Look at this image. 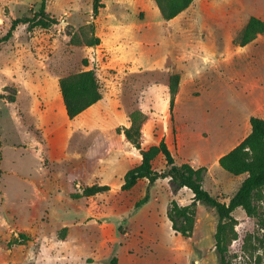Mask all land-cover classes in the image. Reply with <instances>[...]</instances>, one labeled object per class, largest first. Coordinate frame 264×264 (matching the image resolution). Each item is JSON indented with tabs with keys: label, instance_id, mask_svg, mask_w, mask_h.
I'll list each match as a JSON object with an SVG mask.
<instances>
[{
	"label": "rangeland",
	"instance_id": "1",
	"mask_svg": "<svg viewBox=\"0 0 264 264\" xmlns=\"http://www.w3.org/2000/svg\"><path fill=\"white\" fill-rule=\"evenodd\" d=\"M92 2L47 0L54 25L20 24L0 43V256L6 264H107L113 256L120 264H217L215 210L197 205L189 238L172 231L170 201L187 205L192 193L173 192L166 179L121 191L140 156L114 131L140 121L142 150L163 140L176 164L204 167V189L228 203L246 175H230L217 161L250 132L251 116L264 120V34L238 45L249 17H264V0H196L170 21L155 0H101L95 18ZM40 4L0 0V37ZM92 32L100 44L88 47ZM84 70L95 72L102 100L69 120L58 80ZM96 144L105 147L100 155ZM91 154L97 161L80 176ZM152 166L162 171L163 157ZM67 178H80L76 194L110 188L94 197L98 215L70 196ZM232 215L238 240L230 250L235 264H249L241 245L256 233L255 220L240 208ZM19 234L23 245H15Z\"/></svg>",
	"mask_w": 264,
	"mask_h": 264
},
{
	"label": "trees",
	"instance_id": "2",
	"mask_svg": "<svg viewBox=\"0 0 264 264\" xmlns=\"http://www.w3.org/2000/svg\"><path fill=\"white\" fill-rule=\"evenodd\" d=\"M46 1L41 0L40 7L32 15L13 20L6 33L0 37V43L7 42L20 24L26 25L29 31L35 28L47 29L54 25L56 20L46 12ZM195 1L155 0L165 21L174 19ZM101 8H103L101 0H93V18L98 15ZM262 34H264V22L251 16L238 35V45L243 47ZM99 44L100 39L94 36L92 32L85 45L94 47ZM177 85L178 76L175 75L171 78L169 85L170 108L173 106ZM58 88L65 114L69 120L74 119L102 99L99 82L93 70H84L60 78ZM249 126L250 132L246 137L217 161L218 166L230 175H246L228 203L221 202L204 189L206 172L204 167L194 168L187 163L176 164L173 155L163 140H160L156 146L142 150L140 146L141 123L134 118H130L128 128H116L114 131L117 134L122 133L125 139L139 151L140 156V163L124 174L120 189L121 191H130L142 179L147 180L149 186L159 179H168L173 192L182 188L190 190L192 198L187 205H179L175 200L169 203L167 218L171 224V229L181 237L189 238L193 233L197 205L201 204L213 208L217 215L213 235L217 264H235L239 257L230 250V246L232 242L238 240L235 229L237 220L232 214L240 208L247 217L254 219L256 224V233L248 234L242 240L241 251L249 259V264H264V120L251 116ZM100 147L101 150H97ZM95 149L100 155L105 147L102 149L100 144H96ZM158 155H161L165 162V167L160 172L155 171L152 167V161ZM94 156H97V154L90 155L91 158ZM92 160L87 161L84 169L79 174L80 176L85 175L91 169L97 161V157ZM78 179L80 178H67L70 196L85 198L86 203H89L88 209L98 215L100 209L94 197L99 193L108 192L110 188L106 185L93 184L82 188L81 193L76 194L75 181ZM146 201L147 196L139 200L135 204V208H140ZM19 237L21 240H17L15 244H21L22 241L27 240L24 234H19ZM107 264H118L117 257H111Z\"/></svg>",
	"mask_w": 264,
	"mask_h": 264
},
{
	"label": "crops",
	"instance_id": "3",
	"mask_svg": "<svg viewBox=\"0 0 264 264\" xmlns=\"http://www.w3.org/2000/svg\"><path fill=\"white\" fill-rule=\"evenodd\" d=\"M260 20H261V19H260ZM261 21L264 22V17L262 18ZM246 23H247V22H246ZM244 26H245V25H244ZM242 29H243V28H242ZM242 29H241V30H242ZM258 36H260V35H258ZM101 100H102V99H101ZM101 100H100V101H101ZM97 103H98V102H97ZM94 105H95V104H94ZM94 105H92L91 107H93ZM91 107H89L88 109H91ZM88 109H86L84 112H86ZM84 112H82V113H84ZM82 113H81V114H82ZM79 115H80V114H79ZM79 115H78V116H79ZM75 118H76V117H75ZM127 128H128V127H127ZM119 135L124 136L122 133L119 134ZM141 137H142V133H141ZM158 143H159V141H158ZM152 167H153V166H152ZM142 180H145V179H142ZM142 180H139L138 183H139L140 181H142ZM166 180L169 181L168 179H166ZM146 181H147V180H146ZM138 183H137V184H138ZM137 184H136V185H137ZM134 187H135V186H134ZM132 189H133V188H132ZM132 189H131V190H132ZM131 190H130V191H131ZM95 197H96V195H95ZM27 240H28V239H27ZM61 241H63V240H61ZM15 245H23V244H15ZM0 264H6V262L3 260V258H2L1 256H0ZM14 264H15V262H14ZM118 264H120V260H118Z\"/></svg>",
	"mask_w": 264,
	"mask_h": 264
},
{
	"label": "built area",
	"instance_id": "4",
	"mask_svg": "<svg viewBox=\"0 0 264 264\" xmlns=\"http://www.w3.org/2000/svg\"><path fill=\"white\" fill-rule=\"evenodd\" d=\"M195 264H198V261H195Z\"/></svg>",
	"mask_w": 264,
	"mask_h": 264
}]
</instances>
